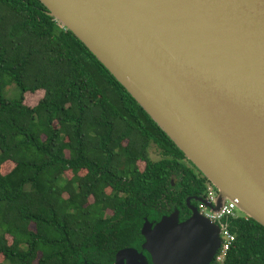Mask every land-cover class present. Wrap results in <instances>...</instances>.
<instances>
[{"label": "trees", "instance_id": "trees-1", "mask_svg": "<svg viewBox=\"0 0 264 264\" xmlns=\"http://www.w3.org/2000/svg\"><path fill=\"white\" fill-rule=\"evenodd\" d=\"M47 12L39 0H0V264H108L141 238L147 259L143 225L174 212L182 221L184 199L206 197L208 180L182 167L183 153ZM7 81L17 99L4 96ZM218 224L235 240L210 264H264L262 225Z\"/></svg>", "mask_w": 264, "mask_h": 264}, {"label": "water", "instance_id": "water-1", "mask_svg": "<svg viewBox=\"0 0 264 264\" xmlns=\"http://www.w3.org/2000/svg\"><path fill=\"white\" fill-rule=\"evenodd\" d=\"M39 1L208 180L216 201L200 204L235 200L264 227V0ZM221 227L174 212L143 225V247L153 264H210Z\"/></svg>", "mask_w": 264, "mask_h": 264}, {"label": "built area", "instance_id": "built-area-1", "mask_svg": "<svg viewBox=\"0 0 264 264\" xmlns=\"http://www.w3.org/2000/svg\"><path fill=\"white\" fill-rule=\"evenodd\" d=\"M207 191L208 194L206 196V201L212 205H214L216 201V195L214 193L213 187L211 184L209 186L207 185ZM237 203L235 200H226L224 201L223 205L220 207V209L216 212H213L212 210H209L205 208L202 204H200V212L209 220L214 221L216 223H221V221L224 218H237L240 215L237 213ZM220 231V247L215 255V260L218 263H221L227 252L230 250L234 240L235 236L230 232L227 227H225L223 224Z\"/></svg>", "mask_w": 264, "mask_h": 264}, {"label": "flooded vegetation", "instance_id": "flooded-vegetation-1", "mask_svg": "<svg viewBox=\"0 0 264 264\" xmlns=\"http://www.w3.org/2000/svg\"><path fill=\"white\" fill-rule=\"evenodd\" d=\"M180 162L182 163V167L185 168L188 172H190L191 175H193L197 178L202 177L201 173L187 159H181ZM171 183H172V185H174L173 181ZM208 183L209 182H206V185ZM199 200L206 201V197H204V196L199 197L196 194H191V195H188L184 199V208H183L182 212L179 211V214H180L179 217H181V218L183 217L182 221L191 217L194 210L200 211ZM154 225L155 224H153L152 227H154ZM142 241H143V238H141L137 242V244L133 245L132 247L124 248V249H129V250H135V252L129 253L131 256L127 260H125L123 262V264H145L143 261L142 262L139 261L140 257H138V255H137L138 253H140L142 251V248H141V242ZM115 257H116V254L114 255L113 260L111 262H109L108 264H115ZM146 257H147L146 263L153 264V262L151 261V255L149 253H146Z\"/></svg>", "mask_w": 264, "mask_h": 264}, {"label": "rangeland", "instance_id": "rangeland-1", "mask_svg": "<svg viewBox=\"0 0 264 264\" xmlns=\"http://www.w3.org/2000/svg\"><path fill=\"white\" fill-rule=\"evenodd\" d=\"M3 94L6 98L13 100V99H17L19 97L20 90L14 82L7 81L5 88L3 90ZM41 97H42V91H37L36 93H25L24 98H23L24 104L28 107H33L38 103V101ZM149 156H150V159L152 161L159 160V158H160L159 154L156 152L155 147H153V146H151L149 149ZM12 168H13V165L11 163L10 164L5 163L1 167V173L3 175H5V174L9 173L12 170ZM72 175L73 174L70 171H67V173H65V177L68 179H70L72 177ZM209 184L210 183H208L207 185L209 186ZM215 195H216V193H215ZM237 213L239 215L246 216L245 213L240 208H237ZM129 253H131V252H129ZM129 253H128V255H126L124 257V259H121L122 261L119 264H123V262L131 256ZM2 260H3V258L0 256V263L2 262ZM139 261L142 262L143 258H141V259L139 258Z\"/></svg>", "mask_w": 264, "mask_h": 264}]
</instances>
